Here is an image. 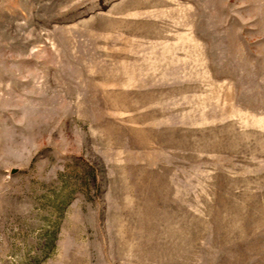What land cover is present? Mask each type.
<instances>
[{
	"label": "rangeland",
	"instance_id": "obj_1",
	"mask_svg": "<svg viewBox=\"0 0 264 264\" xmlns=\"http://www.w3.org/2000/svg\"><path fill=\"white\" fill-rule=\"evenodd\" d=\"M0 264H264V0H0Z\"/></svg>",
	"mask_w": 264,
	"mask_h": 264
}]
</instances>
